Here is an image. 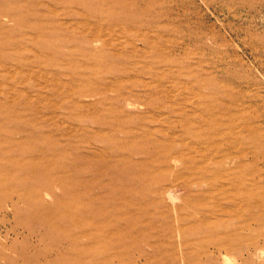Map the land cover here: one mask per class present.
<instances>
[{"label": "rangeland", "instance_id": "rangeland-1", "mask_svg": "<svg viewBox=\"0 0 264 264\" xmlns=\"http://www.w3.org/2000/svg\"><path fill=\"white\" fill-rule=\"evenodd\" d=\"M125 11L131 13L130 18L123 17ZM143 31L148 32L153 45L143 40L136 42L138 46L131 43ZM144 46H149L148 52ZM155 47L164 48L159 53ZM110 82L108 100L101 102L97 91ZM160 82L173 94L172 101L152 97ZM119 90L130 98H119ZM184 95H189L190 105L203 99L204 105L212 103L215 114L222 115L218 116V130L230 138L224 141H234L238 145L235 152L240 147L247 151L248 172L259 170L264 175V0H0V264H64L63 252L69 248L67 240L57 242L69 232L65 220L42 224L30 218L27 203L13 192L19 187L35 188L43 206L61 210L56 199L64 195L63 188L56 182L41 186L42 182L30 177L23 167L32 154L14 148L27 140L25 133L9 135L24 115L34 118L33 126L42 125L57 148L70 143L71 137L92 134L99 127L108 131L109 124H99L104 115L113 118L106 107L128 115V126L139 132L154 128L155 139L168 141L163 134L170 129L166 120L171 119V110L182 105ZM140 96L145 101L151 98L153 107L164 109L152 112L145 102L138 101ZM11 106L18 108L12 112L18 117L14 120L7 119ZM92 106L100 107L101 113ZM155 112L165 115L153 120ZM93 141L105 143L99 138ZM211 166L220 168L217 162ZM152 169L154 179L162 185L184 181L176 173L185 169L184 163L170 171L155 163ZM262 184L264 188V178ZM211 187L206 183L198 188ZM187 194L185 187L178 189L174 200L166 194L164 203L170 208L159 212L162 224L152 232L154 247L144 241L134 252L136 257L147 253L151 259L137 264H224L226 259L225 264H264V204L253 208L258 216L248 220L250 228L244 230L246 237L241 244L202 252L197 242L201 235L190 227L196 220L192 213L198 214L193 211L199 209L198 193L190 192V199ZM204 201L203 211L214 206L213 197ZM180 206H188L184 212L191 215L183 220L186 234L169 229L181 223ZM236 223L235 219H225V225ZM59 224L66 231L60 230ZM79 230L77 226L70 229Z\"/></svg>", "mask_w": 264, "mask_h": 264}, {"label": "bare ground", "instance_id": "bare-ground-1", "mask_svg": "<svg viewBox=\"0 0 264 264\" xmlns=\"http://www.w3.org/2000/svg\"><path fill=\"white\" fill-rule=\"evenodd\" d=\"M129 14L131 13L125 11L123 17L130 18ZM146 31H143L141 37H134L131 43L136 45L138 40H143L148 45H153V40L150 39V35ZM147 47L149 46L146 48L144 46L146 51L149 50ZM155 48L160 53L164 47ZM178 78L180 79V77ZM158 84L159 88L155 92H151L152 97L154 99L157 97L159 99L168 98L172 101L173 94L162 87V82ZM110 85L111 82L108 85H101L98 89L97 93L101 95V102L108 100L107 92L112 87ZM119 92V98L129 99L131 96L122 90ZM174 95L176 97L175 93ZM188 96L181 99L182 105L180 104L181 106L177 110L175 107V109L169 110L168 116L171 119L166 121L170 123L171 131L169 129L164 132L162 128H159L163 134L167 135L168 141L155 139L157 131L154 128L139 132L128 126L126 119L129 116L123 115L122 110L114 107H106V112L113 115L112 119L106 115L102 118L100 115L102 119L99 120V124H109L108 131L99 127L92 134L85 133L79 138L71 137L70 143L62 145V148H57L56 141L49 132H46L44 127H41L42 125L40 127L33 126L36 124L34 118L28 117L24 113L21 124L9 130L10 136L19 133H25L27 136L25 142H19L14 148L16 151L32 154L30 161L23 164L28 175L39 179L42 182L41 186L48 187L51 183L56 182L63 188L64 195L56 199V203L61 209L59 211L43 206L35 188L19 187L14 188L13 192L18 194L20 200L27 203L26 212L30 218H37L42 224L65 220L69 232L64 237L57 239L58 243L64 240L69 242V248L63 252L65 258L62 262L64 264H124L126 260L132 264H137L142 259L149 262L151 255L142 253L143 255L136 257L134 255L135 249L140 247L144 241L153 246L152 232L162 224L159 212L170 208L168 204L164 203V198L168 193L170 198L174 200L178 196V189L182 187H185L188 192L186 198L192 191L198 193L199 209L193 210L194 213L198 214L192 213L193 216H196V220L192 221L190 227L193 232L201 235L197 242L200 244L202 252L211 247L219 250L228 249L235 242L242 243L246 237L244 230L250 224L248 220L258 216L253 208L259 207L260 209L264 204L262 184L264 175L259 170L252 173L248 172L247 151L240 147L239 151L235 152L236 144L234 141L232 143L224 141L229 137L227 138L225 132L218 130L221 120L220 118V121L218 120L220 115L219 113L215 114L213 104L204 105L203 103L206 101L203 102V99V103L196 101L190 105ZM150 99L145 101L140 96L138 101L145 102L152 112L156 108L164 109L160 105L153 107ZM215 106L217 105L215 104ZM96 107H93V111L100 112V107ZM11 109H9L10 115L7 116V119L14 120L17 115L12 112L18 108L11 106ZM165 112L167 111L165 110ZM162 114L165 115L164 112L161 114L153 113V120H159ZM139 116L145 117L142 114ZM171 116L176 117L172 118ZM95 138H99L105 143L98 145L93 141ZM178 143L180 147L176 146ZM83 145L84 149H82ZM138 154H142L143 157H138ZM198 159H202L203 162L198 161V163ZM253 159L252 161H254ZM256 159L257 157H255ZM213 162H217L220 168L214 169L211 166ZM155 163L159 164L161 168L164 167L165 171L177 169L179 163H184L185 169L176 172L181 174L184 181L176 182L173 180L167 185H162L161 181L154 179L157 178L152 169ZM206 183L212 186L211 190L198 188ZM209 196L213 197L214 206L203 211L201 206H204L203 201ZM40 203L43 208H41ZM187 208L188 206H180L182 214H180L178 221L181 223L176 227L170 226L171 231L176 230L186 234L187 230L183 227V220L191 216L184 212ZM188 210L190 211V209ZM226 218L235 219L237 223L225 225ZM76 226L80 230L71 232L70 229ZM57 227L66 231V228L60 224ZM183 233L181 234L183 235ZM186 241L188 242V240ZM195 241L193 240V242ZM187 260L192 261L191 257H187Z\"/></svg>", "mask_w": 264, "mask_h": 264}]
</instances>
